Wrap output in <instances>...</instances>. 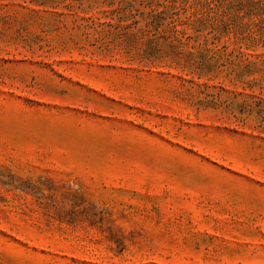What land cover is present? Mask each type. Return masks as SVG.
<instances>
[{"label":"rangeland","instance_id":"1","mask_svg":"<svg viewBox=\"0 0 264 264\" xmlns=\"http://www.w3.org/2000/svg\"><path fill=\"white\" fill-rule=\"evenodd\" d=\"M218 1L263 37L264 0H0V264H264V40Z\"/></svg>","mask_w":264,"mask_h":264},{"label":"trees","instance_id":"2","mask_svg":"<svg viewBox=\"0 0 264 264\" xmlns=\"http://www.w3.org/2000/svg\"><path fill=\"white\" fill-rule=\"evenodd\" d=\"M218 6L215 7L217 10H216V13L221 16L219 22L222 23V28H218L217 25H215V33H216V37L218 38L219 36H221L222 34L226 33L227 35L232 33V36H233V44L235 45H239L240 48H241V43H243L244 41H252V42H256L255 45L258 44L259 41H261V39L263 38L264 40V29H258V30H261L262 31V35L263 37L261 39H256V37H254V32H252V28L251 26H256V27H259L257 25L256 22L254 21H249L248 23H243L242 20L244 18V16H250L252 13H246V14H242L241 11L243 9V5L241 3H237L235 2L236 4H230V5H225L222 3V1H218ZM205 6L207 8H210V4L208 2L205 3ZM264 13V11L261 12V14ZM223 17H227V21L226 22H223L222 18ZM217 20L216 19H213ZM259 24H264V19L262 20H259L258 22ZM236 24V25H235ZM261 28V27H260ZM141 32L143 34H145V32H147V30H141ZM140 32V33H141ZM196 32H198L196 30ZM169 33H170V36H167L165 37V39H169V45L178 51V49H183V48H187L188 46V42L191 40V39H195L191 36H185V33L183 31H179L176 29V26L175 25H172L171 28L169 29ZM194 48V47H192ZM197 49L199 52H190V51H187L188 52V55H193L194 57H197L198 59H200L201 57H203L205 54H208V53H211V56L210 58H220L222 55H224L223 52H221L220 49L218 50H212L210 48L207 47V39H204L203 42L201 43H197ZM223 49H225V47H223ZM199 66L201 67H197V70L201 69V68H208V67H205V63H203V59H200V63H199ZM247 68H249L250 66L247 65L246 66ZM201 72L203 71H200V74ZM248 72V71H247ZM199 74V75H200ZM260 83H264V76L262 78V80L260 81ZM263 96V93L262 91L260 90L259 93H258V98L256 97V110L257 113H260V114H264V109H262V104L264 103V99L262 98ZM243 106H244V109L247 110L248 113H252L254 109H252L249 104H247L246 102L243 103ZM264 120V119H263Z\"/></svg>","mask_w":264,"mask_h":264}]
</instances>
